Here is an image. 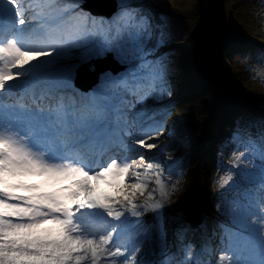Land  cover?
I'll list each match as a JSON object with an SVG mask.
<instances>
[{
	"label": "snow or ice",
	"instance_id": "6c2138e0",
	"mask_svg": "<svg viewBox=\"0 0 264 264\" xmlns=\"http://www.w3.org/2000/svg\"><path fill=\"white\" fill-rule=\"evenodd\" d=\"M81 4L82 0H62L60 5L54 0H0V19L7 18L12 26L8 34L0 30V92L69 86L77 66L65 68L57 61L72 49H83V63L111 56L124 68L116 75L111 70L102 74L119 89L113 95H132L134 86L144 83H164L166 64L154 55L164 45V34L153 43L149 20L136 0H120L110 17L99 19L85 13ZM53 13L60 24L54 43H49L52 37L34 41L26 35L34 32V21ZM91 119L85 115L69 124L51 113L18 112L16 105L0 101V264H137L140 246L129 248L121 241L125 214L140 218L158 212L175 184L169 189L164 166L143 151L94 164L81 160L75 151L78 134ZM163 132L162 122L150 126L136 137L134 147L157 149V143L149 141H158ZM153 182L156 187L149 191ZM145 191L147 196L138 202ZM105 217L117 223L109 224ZM94 221L107 225V230L97 235ZM158 238L161 264H197L191 259V245L183 246L180 260L166 255L162 221Z\"/></svg>",
	"mask_w": 264,
	"mask_h": 264
},
{
	"label": "rangeland",
	"instance_id": "374dc122",
	"mask_svg": "<svg viewBox=\"0 0 264 264\" xmlns=\"http://www.w3.org/2000/svg\"><path fill=\"white\" fill-rule=\"evenodd\" d=\"M24 1L26 3V0ZM173 1L182 2L180 10L183 16L191 12L197 15L198 0H136V3L140 5L141 12L147 16L152 31L155 32L153 43L160 36L155 25H160L161 22L170 25L173 21L177 23L178 20H181L176 16L164 13L159 15L160 11H171L174 8ZM262 1L264 0H249V9L254 10L255 14L264 22V3ZM119 2L120 0H117L118 5ZM54 3L60 5L62 0H54ZM150 15H153L152 19ZM11 27L8 20L4 30L5 34H8ZM33 27L35 31L26 33V35L32 36L34 41H39L38 34L42 33L46 37H52L50 40L54 43L60 24L53 13L46 15L41 21H34ZM230 33L232 36L231 30ZM82 52L83 49H72L70 55L76 56V60H70V55L61 56L58 60L61 62H57V64H66L67 67L75 65L76 68L80 64L91 63L93 65L96 59H90L87 63L81 62ZM245 63L251 64L255 70L243 68L240 78L251 82L259 93L262 89L261 93L264 94V58L261 59L255 55L251 59L244 58L237 61L240 67ZM0 67H3L2 62H0ZM226 69L227 64L223 61L221 82L224 85H236L237 81L227 75ZM189 85L192 88H197H195L194 94L187 96L184 100H171L168 99V96L156 95V92L149 97L138 98L136 95L138 86H134L132 95L127 93L113 95V93L119 92V89L114 88L101 74L97 86L91 91L94 107L101 108L103 118H111L115 121L114 126L118 127L116 133L118 137L115 142L118 143L116 146H114L115 143L112 146L115 149H112L114 154L123 159L132 158L143 151L150 160L154 158L156 162H160L164 166V180L169 189L172 188V184H175V189L170 192L169 198L164 201L163 207L158 212H149L140 218L132 217L130 213L125 214L127 221L122 226L121 241L126 243L129 248L135 245L140 246V251L135 256L137 264H161L164 257L159 254L158 224L162 221L166 231V255L173 261L177 258L182 259L183 246L190 244L184 241L183 233L178 234L179 232L174 230L176 227L183 229L184 225L181 220L172 218L171 214H177L179 217L184 214L186 194L193 183V176L197 174L200 176L202 188L208 189L210 192L206 197L209 212L205 205L203 216H206L203 227L205 231H211L214 237L222 232L221 240L224 243L212 257H201V250L207 247V242L203 235H197L191 246V249L194 248L191 251L192 261L197 262V264H264V111L260 109L257 112H237L235 115H242L238 121L240 125L237 128H232L234 129L233 132H227L224 139L228 141L237 132H241L243 138L236 141L229 140L228 149L227 143L222 140L219 148L214 142V138L205 136L207 135L205 123L197 119V115L206 109L205 102H211L214 99L215 88L213 85L208 86L206 82L199 83L195 79H191ZM39 89L44 90V86L41 85L33 90L38 98L40 96L38 94ZM53 90L56 91V86ZM25 94L14 92L8 95L0 92V98L4 102L19 106L15 102ZM53 94L66 95V93L61 95V91ZM69 100L71 99L68 97H58L53 102H47L42 98L37 99L38 102L44 101L45 103L39 102V104H42V108H49V111L38 112L33 110V114L57 112L56 116H59L60 104L69 105L72 109ZM52 103L54 104L51 107ZM16 108L17 111L21 110L20 107ZM147 110L152 111L150 113L165 114V118L162 120L164 124L163 135L158 141H149L158 145L157 149L152 151L142 150L138 146L134 147L136 137L143 135L139 132L142 130L140 126L148 121L146 118L150 115L148 113L141 116V113ZM96 113L93 114V117L99 116ZM116 116H123L126 124L121 127L118 118L117 120L114 119ZM144 116L145 120L142 122ZM247 119L251 121L250 124H248ZM85 127L86 125H83V128ZM222 128L225 127L222 126ZM217 132L222 133L224 130L220 127L217 128ZM248 132H251V135ZM165 145L168 147L164 148ZM212 151L213 154L210 157L203 158L205 154ZM226 153L227 155H225ZM159 156L166 161H163ZM93 158L89 164H94ZM202 159H204L203 163L201 162ZM206 162H210L209 165ZM155 187L153 182L149 184L148 190L150 191ZM146 196L147 191L143 197H139L138 202H142ZM156 198H159L158 192ZM214 200L217 201L213 202ZM207 212L211 218L207 216ZM152 214L155 216V220L149 223V217ZM111 223L117 222L111 221ZM228 224L229 226H227ZM149 225H153V227H149ZM107 227L100 234L106 231ZM146 228L147 231H145Z\"/></svg>",
	"mask_w": 264,
	"mask_h": 264
},
{
	"label": "trees",
	"instance_id": "16d2710c",
	"mask_svg": "<svg viewBox=\"0 0 264 264\" xmlns=\"http://www.w3.org/2000/svg\"><path fill=\"white\" fill-rule=\"evenodd\" d=\"M173 4L174 8L165 13L181 20H178L177 23L173 21L170 25L164 23L163 26H157L160 34H164L165 41L164 45L155 52V56L163 59L167 70L164 83L161 84L158 81L156 83L161 91L169 90L165 93H171L177 89V95L186 97L194 94L195 88H197H192L189 85L191 79H195L199 83L202 82L193 67V44L190 37V31L196 24L197 15L191 12L183 16L180 10L182 2L173 1ZM249 6V0H226L228 26L233 35L225 48L224 62L227 64V75L236 80L237 84L229 86L221 82L215 85L214 99L211 102H205L206 109L197 115V119L207 126L206 136L215 138L217 145H220L225 134V132H217V128L223 129L222 126H224L228 131H232V128L239 126L238 121L242 115H235L237 112H257L260 109L264 111L262 89L259 93L251 82L240 78L241 70L243 68L251 69V64L245 63L242 64V67L237 64L238 60L244 58L251 59L255 55L264 56V22L262 19L260 20L254 10L249 9ZM146 86H149L150 89L155 88L154 82L150 85L146 83ZM141 92L143 91L140 90L139 93L141 94ZM247 121L251 122L249 119ZM171 209L173 208L171 207ZM183 225L185 232L181 231L183 233L181 234L184 236V240L192 241L197 233L190 231L185 222ZM209 234L212 235L211 231ZM211 237L214 240L217 239V237Z\"/></svg>",
	"mask_w": 264,
	"mask_h": 264
},
{
	"label": "water",
	"instance_id": "95a60500",
	"mask_svg": "<svg viewBox=\"0 0 264 264\" xmlns=\"http://www.w3.org/2000/svg\"><path fill=\"white\" fill-rule=\"evenodd\" d=\"M84 9L96 17H110L117 10L115 0H86ZM193 42V66L204 81L216 85L221 83V65L224 61L225 48L229 44L231 33L228 26L226 0H198L197 20L191 34ZM96 70L92 75L87 71L90 65L82 69L76 84L87 91L96 84L99 74L111 70L117 73L123 67L113 61L111 56L95 64ZM203 190L198 179L194 182L186 200L188 223L196 228L201 223L205 209L202 201Z\"/></svg>",
	"mask_w": 264,
	"mask_h": 264
},
{
	"label": "bare ground",
	"instance_id": "6f19581e",
	"mask_svg": "<svg viewBox=\"0 0 264 264\" xmlns=\"http://www.w3.org/2000/svg\"><path fill=\"white\" fill-rule=\"evenodd\" d=\"M19 112V111H18ZM33 182H35V181H33Z\"/></svg>",
	"mask_w": 264,
	"mask_h": 264
}]
</instances>
